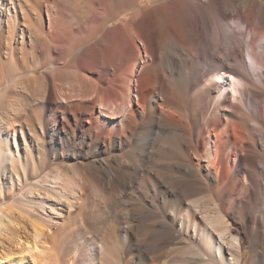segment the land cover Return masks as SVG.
<instances>
[{"label": "bare ground", "instance_id": "1", "mask_svg": "<svg viewBox=\"0 0 264 264\" xmlns=\"http://www.w3.org/2000/svg\"><path fill=\"white\" fill-rule=\"evenodd\" d=\"M18 1L29 47L20 48L23 66L13 64L17 74L6 79L0 59V108L9 107L11 82L19 90L0 118V172L8 198L31 179L51 194V212L29 220L56 264H77L75 249L84 261L117 238L123 264H169L134 241L133 227L144 224L157 245L185 236L189 254L178 253L177 264H244L247 244L250 263H264V43L255 48L264 0H116L115 11L112 0H94L75 22L58 12L57 0ZM9 3L0 0V13ZM202 33L210 64L195 60ZM215 47L229 50L225 59ZM16 48L7 55L13 63ZM177 63L183 69L168 78ZM61 160L70 173L58 171L50 185ZM137 199L145 205L133 207ZM25 205L31 215L35 204ZM76 217L85 219L73 225L82 239L98 238L91 251L80 241L55 243L60 225ZM0 264L30 263L21 253Z\"/></svg>", "mask_w": 264, "mask_h": 264}, {"label": "rangeland", "instance_id": "2", "mask_svg": "<svg viewBox=\"0 0 264 264\" xmlns=\"http://www.w3.org/2000/svg\"><path fill=\"white\" fill-rule=\"evenodd\" d=\"M57 1H56V9L58 10V12L60 11L64 15H67L68 17H70L72 19L73 22H75L77 20V17H79L85 13L91 12L94 4L96 3L94 0H57ZM96 1H98V0H96ZM115 2H116V0H112V11H115V9L117 7V6H115ZM43 3H44V5H42V8H43L42 11L44 14H46L47 5H45V4H47V3L46 2H43ZM20 4L21 3L18 0H13V3L8 4V7L6 10H4V13H0V55L2 56V57H0V59L2 60L1 62L3 63V64H1V68H2L1 74L3 75V77L5 79L7 78V76L11 77L13 74L14 75L17 74L16 70L14 72L16 65L23 66V62L20 59V57H21L20 48L23 49L24 46H25V48L29 47V45H28L29 39H28L27 33L23 34L22 29H21L22 28L21 15H22L23 11H22ZM142 4L144 5V7L146 9H149L151 7V5L148 1L143 2ZM25 7L27 9L28 5H26ZM62 7L66 11L63 10ZM28 9H29V7H28ZM61 9L63 10V12ZM121 17L122 18H120V19H114L113 20L114 23L112 22V23H110V25L119 24L126 19V18H124L123 15H121ZM233 25L237 26V24L234 22H233ZM13 26L15 27L13 29L14 31L12 30ZM11 32H13V33H11ZM258 33H259V34H257V41L258 42L256 43L255 48H256L257 52H260L262 50V44L264 43V28L259 30ZM102 34H103V32H100L98 34V36H101ZM23 36H24V39H23ZM205 36H207V34L203 35V33H202L201 38H203V39L200 38L201 40L194 42V44L196 45L195 52L197 53V55L195 56V60L200 64L212 63L209 59V55H207V53H205L206 52L205 48L207 46V39H206L207 37L205 38ZM14 46L17 47L16 48L17 52L14 56L15 59L13 58L14 59L13 61L16 63L11 62L10 58L8 57V56L11 57L9 52H11V48ZM5 49L8 51V54H7V51ZM249 50H252V49H249ZM249 50L245 47V49H244L245 54ZM215 51L223 59H225V56L228 55V53H229V50L227 48L215 47L214 52ZM182 62L185 63V67H184L185 69H187V70L191 69V67L189 66L190 61H188V60L184 61L183 60ZM13 64H16V65H14L15 67L13 66L14 69L12 68ZM27 65H28V67H27ZM27 65H26V71L24 70V72H25L23 74L24 77L31 74L30 73L31 69L29 68L30 67L29 65H31V61ZM142 65H144V63H140L138 68H141ZM176 65H172V64L170 65V69H169V72L167 74L168 78H171V76H173L175 73H177L183 69V68H180L179 63H177ZM27 69H30V70H27ZM11 84H12V85H10L11 87L8 86L5 88V89H7V92H8V94L6 92V95L12 96V97L11 96L7 97L10 101L6 100V102H5L7 104V107L9 105L8 108H10V106H11L10 104H12L11 100L13 99V97L16 94H18V92H19L16 83L11 82ZM5 107L6 106L0 108V118L3 120H4V118L7 117V114H8L7 113L8 108H5ZM4 139H5L4 135L0 136V146L2 148H5V145H6L4 142ZM20 143H22V145H24L23 139L21 137H20ZM67 165H69L68 162H65L64 160H61V162L58 165L57 164L54 165L55 168L57 167L58 170L54 169V171L52 170L50 172V176L48 178V182H49L48 184H50V185L53 184V181L56 179L58 171H63V173H70V172H68L69 170L67 169ZM258 166H259L260 170L264 169V166L261 162L258 163ZM30 170H31V168H30ZM22 173H23V171H22ZM25 174H27V171H25ZM35 182H36L35 179H31L30 184H26L21 189L18 188V190H16V196L15 197H19L20 200L18 201V203H22V204H18V206H19L18 209H15V210L12 209L11 210V208L9 209V205L15 201V197L10 196L8 198V195L11 194L10 183H9V181L6 180L5 173L0 172V258L11 256L13 259H15L17 257L19 258V254L23 253L24 257L27 259V261L30 264H56V262L54 260L55 258L52 254L51 249H49V247L46 248L48 245L45 244L44 240L36 236L35 227L33 224H31V221L29 220L31 217H39L41 215H44L46 213L51 212L50 206L48 205L49 203H47L48 200H46V199L51 197L50 196L51 194L48 193L45 188L40 187L37 184L34 185ZM236 190H237L236 195H241L240 194L241 190L240 189H236ZM238 190H239V192H238ZM30 192H32V194H30ZM237 192H238V194H237ZM27 200H31L35 204L34 205L35 210L33 211V213L31 215L24 213V211H25L24 208L27 207L25 205ZM141 200L142 199H137V200L132 201L131 202L132 206L137 208L138 206H140V203H144V202H142L143 200L142 201ZM144 205H145V203H144ZM167 211L171 212L172 208L169 207L167 209ZM61 212L65 216H67V214H68V212L64 211V210H62ZM76 219H77V217L75 219H72L70 222L64 223V225L66 227H64L63 224L60 225V226H62L61 227L62 233L60 232V229H61L60 228L59 229L60 233L57 235V237H56L57 241H55V243L58 244V246H60L61 243L62 244L64 243L63 240L65 238L67 240H64V241L66 243L68 242L67 244H70L73 241H80L82 248L84 250L88 251V249L90 248V251H91L92 250L91 247H93V245L95 243H97L98 238H95V236L93 234H89L88 237H85L84 239H82L83 237L80 233V231H81L80 228H82V227L79 226L76 228V225L75 226H73V225H74V223H77V222L79 223V221L81 222V221H84L85 219H84V217L78 218L77 221H76ZM74 220H75V222H73ZM151 221L152 220H149L148 223ZM87 223H89V222H87ZM67 226L69 228H67ZM106 226H107V224H106ZM107 227L110 228V227H112V225L109 224V226H107ZM148 227H149V229H148ZM65 228H66V231H64ZM133 228H134L136 234H138L134 241L141 246L152 247L153 248V254H154L153 256L157 257L158 261H160L159 258L161 259V257H162L160 262H165V263H169V264H172V263L177 264L179 262V259L182 256H184V254H185L184 257H186L187 254H189V250L186 247H184L185 242H184V240H182L183 237L185 238L184 235L176 234V237H175V239H173V241L170 240L167 244L165 243L164 245H157V242L154 240V238H152L150 226H148L147 224H144L142 226L143 229L140 228V231L138 228H137L138 229V231H137L136 227H133ZM176 228L178 231H181V229H180L181 223H179ZM67 229H69V231H70V229L71 230L74 229L73 236L66 234V233H69V231L67 232ZM145 229H146V233L147 232H150V233H147V235H143V233H145V232H143ZM140 232H143L142 235H139V234H141ZM63 233H65L64 235H67L68 237L67 236L65 237L64 235H62ZM60 236H62V237L64 236V238H62ZM94 240H97V241L94 242ZM151 240H153V242ZM180 240H182V242ZM171 241H172V243H171ZM100 245L101 246H98L99 248L95 249L96 253L94 251L92 253L88 252V254H87L88 257L86 255L85 256L86 260H84V261L81 258V256L79 255L80 250L75 249L74 255L76 258L75 259L76 263L77 264H95V262H97L96 264H98L101 261V259L104 261L105 264H123L124 263L123 257L125 256V248H124V243H123L122 238H117L115 241V244L112 246H109L107 248H105L103 246V244H100ZM100 248H101V250H100ZM185 252H187V253H185ZM178 253H181L183 255L181 256V254H178ZM156 254L160 255V257H158V255H156ZM250 254H251V247L249 244H247L245 251H244V264H251L250 263ZM177 255H179L180 258ZM175 256H177L179 259L176 258ZM176 259H177V261H176ZM253 264H264V263H262L261 261L258 262L256 260V261H254Z\"/></svg>", "mask_w": 264, "mask_h": 264}]
</instances>
